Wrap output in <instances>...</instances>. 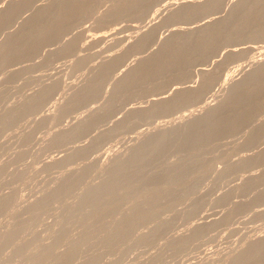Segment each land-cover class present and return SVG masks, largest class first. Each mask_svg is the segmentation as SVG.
<instances>
[{
	"label": "rangeland",
	"instance_id": "obj_1",
	"mask_svg": "<svg viewBox=\"0 0 264 264\" xmlns=\"http://www.w3.org/2000/svg\"><path fill=\"white\" fill-rule=\"evenodd\" d=\"M217 3L0 0V264H264V0Z\"/></svg>",
	"mask_w": 264,
	"mask_h": 264
},
{
	"label": "bare ground",
	"instance_id": "obj_2",
	"mask_svg": "<svg viewBox=\"0 0 264 264\" xmlns=\"http://www.w3.org/2000/svg\"><path fill=\"white\" fill-rule=\"evenodd\" d=\"M216 2H218L217 4H222L223 2H224V0H216ZM173 4V3H172ZM218 7V5H215L213 8H212V10H214L215 11V9ZM166 8V7H165ZM255 34H257V33H255ZM254 34V36H255V39H256V36L257 35H255ZM259 35V34H258ZM260 36V35H259ZM252 37V39H253V36L251 35L250 37H249V39ZM258 37V36H257ZM258 38H260V37H258ZM249 39L247 40V42L249 41ZM251 39V40H252ZM254 41V40H253ZM166 43H169V42H166ZM166 43L165 42H163V43H161V44H159V48H160V46H161V48H163L165 45H166ZM202 48H204V47H202ZM255 76V75H254ZM254 76H252L253 78H255ZM252 79V78H251ZM251 79H249L247 82H245V84H246V87L247 88H245V86L244 85H239L238 86V90H240V89H243V88H245V89H243V92H249V94H247V95H250L251 93V95H254L255 93H253V92H251L250 93V91H256V93H260V91H261V89H263V88H261V87H264V83H263V85H261V86H259L260 88H255V89H253L252 88V86L251 87H249L248 88V84H250L249 82L251 81ZM105 87V86H104ZM123 87V85H121V86H119V89H121ZM251 88H252V90H251ZM172 130H169L168 131V133L166 134V136L161 140V144H163V143H165L166 141H167V139H168V137L172 134ZM253 212V211H252ZM192 212H189V213H187V214H191ZM253 213H255V212H253ZM252 214V213H251ZM11 233H17V230L16 229H14V230H12L11 231ZM130 252L132 253V250H130ZM130 254V253H129ZM128 254V255H129Z\"/></svg>",
	"mask_w": 264,
	"mask_h": 264
}]
</instances>
